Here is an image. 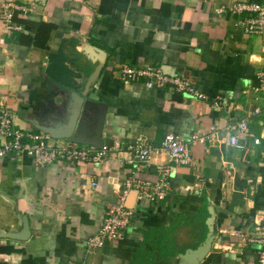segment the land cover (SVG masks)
Returning a JSON list of instances; mask_svg holds the SVG:
<instances>
[{
	"label": "crops",
	"instance_id": "crops-1",
	"mask_svg": "<svg viewBox=\"0 0 264 264\" xmlns=\"http://www.w3.org/2000/svg\"><path fill=\"white\" fill-rule=\"evenodd\" d=\"M262 1L0 0V12L10 2L30 8L16 20L21 30L8 31L0 20V99L15 126L84 140L100 113L91 101L104 103L102 139L113 147L100 164L40 166L26 153L0 156V248H7L0 264H178L206 239L210 218L214 240L200 264H257V247L240 235L264 221V145L249 138L246 151L232 147L227 125L251 114L249 130L264 131V99L254 89L264 69V33L244 29L255 12L232 9ZM56 55L69 86L48 72ZM124 65L184 77L206 98L169 83L150 88L148 74L124 80ZM204 132L212 140L193 143ZM169 133L188 143V163L162 149ZM139 140L153 146L148 162L127 150ZM160 165L169 168L162 198L124 193L127 179L148 181L153 190ZM121 200L134 211L123 237L89 252L87 239ZM25 222L26 239L9 237L24 232Z\"/></svg>",
	"mask_w": 264,
	"mask_h": 264
},
{
	"label": "built area",
	"instance_id": "built-area-1",
	"mask_svg": "<svg viewBox=\"0 0 264 264\" xmlns=\"http://www.w3.org/2000/svg\"><path fill=\"white\" fill-rule=\"evenodd\" d=\"M236 12L244 10L253 11L256 16L244 21V29L249 34L262 35L264 33V0L260 3H237L232 7ZM226 7H221L218 11H225ZM30 11L25 5L15 3H3L0 12V20L3 21L8 31L21 30L23 25L16 22L18 16H24ZM120 77L124 80L137 79L140 74H148L152 79L147 81V86H165L171 84L175 89L184 93H191L200 99L206 95L199 92L187 79L179 75H169L159 70L137 71L129 65H124ZM259 80L258 91L264 99V69L257 73ZM224 101L220 99L214 102L216 107L222 106ZM251 114L240 119H232L227 127L231 132L229 144L240 150H247L250 146L249 138L255 145H264V131L261 135H256L249 130ZM263 129H264V124ZM212 132L201 133L193 136V143L212 140ZM162 149L166 150L172 161L176 163H188L190 161V148L188 143L182 141L176 135L166 134L162 141ZM113 150L111 145L95 147L81 144L69 138H58L49 132H30L17 128L14 123V113L9 105L0 99V156L9 152L26 153L33 157L35 163L40 166L53 164L58 161L71 163L100 164L108 158ZM127 150L132 153L134 159L148 162L151 158L153 146L151 144L138 141L127 146ZM162 180L152 187L145 180L127 179L124 183V193L129 189H138L146 197L156 195L163 197V186H167V176L169 168L166 165L158 167ZM109 205L104 222L96 233L91 235L86 242V249L89 252L103 248L108 243L119 241L125 229L133 220L134 211L127 207L124 202ZM242 244H252L257 247V264H264V221H256L253 230L249 234L240 235Z\"/></svg>",
	"mask_w": 264,
	"mask_h": 264
},
{
	"label": "water",
	"instance_id": "water-1",
	"mask_svg": "<svg viewBox=\"0 0 264 264\" xmlns=\"http://www.w3.org/2000/svg\"><path fill=\"white\" fill-rule=\"evenodd\" d=\"M93 104H98L100 106V113L96 122V128H93V134L89 135L87 139L81 140L76 137H73L72 134H67L64 135L63 137L69 138L71 140H74L76 142H79L81 144H86V145H91L95 147H101L104 145V140L102 139V128L104 124V118H105V113H106V104L104 103H95L92 102ZM43 131L46 132H51L53 133L52 129H44ZM212 211V209H211ZM26 221V219H25ZM207 224L209 226V230H211L208 234L206 239L199 244L196 248H189L186 250L184 253L180 254V261L178 264H200V262L207 256V254L211 251L212 248V243L214 240V235H213V227H212V218H210L207 221ZM24 232L22 233H10L8 234L9 237L12 238H19V239H26L29 235V228L27 222H25L24 225ZM0 236H5L4 232L0 233Z\"/></svg>",
	"mask_w": 264,
	"mask_h": 264
},
{
	"label": "trees",
	"instance_id": "trees-1",
	"mask_svg": "<svg viewBox=\"0 0 264 264\" xmlns=\"http://www.w3.org/2000/svg\"><path fill=\"white\" fill-rule=\"evenodd\" d=\"M18 22L21 23L19 19H16ZM63 56L61 55H56L52 56L50 60V65L48 68V72L50 73L51 77L53 80L57 81L60 84L68 85L69 82L66 81L62 75H66L68 71L66 70V67L64 65V60ZM206 228V225L204 226ZM199 243H196L194 246L196 247ZM7 248L3 247L0 248V251H5Z\"/></svg>",
	"mask_w": 264,
	"mask_h": 264
}]
</instances>
